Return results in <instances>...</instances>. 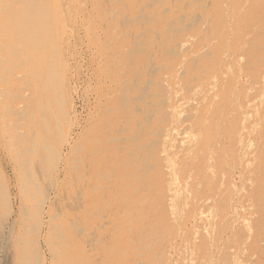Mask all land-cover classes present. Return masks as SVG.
<instances>
[{
    "label": "bare ground",
    "instance_id": "1",
    "mask_svg": "<svg viewBox=\"0 0 264 264\" xmlns=\"http://www.w3.org/2000/svg\"><path fill=\"white\" fill-rule=\"evenodd\" d=\"M124 1L117 8L118 0H109L100 16L95 108L70 123L63 96L72 31L56 26L61 0H0V92L10 88L2 75L24 70L12 90L19 111L0 102V247L10 264H162L175 244L168 216L173 179L179 185L178 177L188 176L175 149L201 124V97L217 91L222 97L213 99L203 135L210 150L226 141V154L247 156L237 173L254 174L264 209V175H257L264 149V22H255L262 1ZM226 75L228 92L227 86L200 90L197 83ZM59 89L63 98L55 95ZM89 135L98 146L76 143ZM251 143L256 151L242 153ZM93 149L112 155L90 169ZM119 151L121 169L115 168ZM70 154L85 165L71 166ZM224 168L231 173L227 162ZM99 173L107 184L91 179ZM256 227L236 264H264V222ZM214 251H205L209 264ZM217 253L227 259L223 249Z\"/></svg>",
    "mask_w": 264,
    "mask_h": 264
},
{
    "label": "rangeland",
    "instance_id": "2",
    "mask_svg": "<svg viewBox=\"0 0 264 264\" xmlns=\"http://www.w3.org/2000/svg\"><path fill=\"white\" fill-rule=\"evenodd\" d=\"M260 1H262L263 7L255 14V22L260 19L262 24L264 22V0ZM108 5L109 0L102 2L100 0H61L60 7L55 9V11L62 10L64 12L63 20L59 21L58 25L56 24L57 28H67L72 31V37L69 38L70 51L67 59L71 80L69 81V90L63 96L64 101H66L64 103L67 106L66 111H71L70 123L82 122L87 114L93 112L95 108L99 70L97 39L99 21L103 8ZM123 5H125V1L118 0L117 8H123ZM135 5L139 6L140 1L136 0ZM146 8L147 5L145 4ZM72 39H75L76 43ZM246 60H244L241 69L248 63ZM23 71V69H20L14 73L2 75L6 78V84L10 88L0 92V102L13 106L18 111L21 108V104L17 98H13L12 90L17 89L20 85ZM233 72L231 73L234 78L238 76V70L235 69ZM228 79L229 76L227 75L220 76L217 81L215 78L210 79L208 77L204 81L197 83L202 84L200 90H205L207 87H210V90H216L217 86H227L224 90L228 92ZM214 83L216 84L215 86ZM59 94L60 89L56 90L55 95L57 98H63L58 96ZM221 97L222 92L220 91H217L211 99L210 95H206L203 99L201 97L196 117V121L201 124H195L192 129L183 135L188 138L180 149L176 146L175 153L178 160L182 162L184 171H186L188 176L185 177L186 174L180 175L178 177L181 178L179 185L177 180L175 182V179H173L174 185L169 198L172 199L171 207L173 208L171 210L174 214L169 213L168 216L172 219L170 240L175 241V244L167 249L162 264H209L205 251L208 248L211 249V246L216 250L212 253L214 254L213 256L210 255L211 261H214L215 258L218 259V263H215L217 259L214 262L212 261L214 264L221 262L217 251L222 249L227 258L224 261L223 258H220L224 262L223 264H236L238 258H243L247 254L246 250L250 248L252 239L256 235L257 222H264V209L260 200L263 198L262 195L256 192L255 185L252 183L254 174L249 175L247 178H242L237 173L239 164L245 163L247 156L244 158L241 156L239 159L236 157L238 161L235 159V155L226 154L227 151L223 150L229 148L226 141H224V144H226L225 148L221 149L218 147L221 142L219 141L214 142L215 148L210 150V141H206L203 135L205 128L209 127L210 115L208 112L213 106V99L214 101H220ZM25 114L29 115L28 112ZM23 120H25V116ZM229 122L232 124L231 126H234L236 119L231 116ZM181 123H184V121ZM201 126L204 127L201 128ZM89 139L90 135L86 136L85 139L84 137L81 138L76 143L81 146H98L95 143V138ZM255 147L256 145L251 143L249 149L245 150V147L243 149L245 151H242V153H248L251 149L254 152L256 151ZM95 152L93 149L92 154L87 158V163H90V169L98 165L102 158L108 159L112 155V151H106L103 155L100 152ZM115 155H117V166L115 165V168L121 169L120 161L123 159L124 151H119ZM225 155L227 157H224ZM68 160L71 166L74 164L77 166L85 165V162L81 161L76 154L68 155ZM226 162L227 168L232 169L230 174L225 172L224 165ZM257 162L259 163L257 175L263 177L264 149H261L257 154ZM135 167L136 164L134 162L130 163L126 173L130 174ZM2 169H4V162L0 161V172ZM193 169H195V172L190 175V171ZM110 170L107 169L108 172ZM91 179L97 183L105 182L107 184L108 182L106 178L101 176V173L95 174ZM3 185L0 180V188ZM115 187L117 188V186ZM261 238H264V236H261ZM3 249L0 247V264H10L6 250Z\"/></svg>",
    "mask_w": 264,
    "mask_h": 264
}]
</instances>
